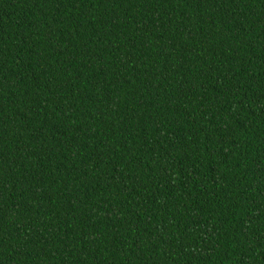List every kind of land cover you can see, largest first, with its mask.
<instances>
[{"label": "trees", "instance_id": "trees-1", "mask_svg": "<svg viewBox=\"0 0 264 264\" xmlns=\"http://www.w3.org/2000/svg\"><path fill=\"white\" fill-rule=\"evenodd\" d=\"M0 264H264V0H0Z\"/></svg>", "mask_w": 264, "mask_h": 264}]
</instances>
